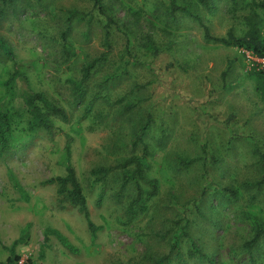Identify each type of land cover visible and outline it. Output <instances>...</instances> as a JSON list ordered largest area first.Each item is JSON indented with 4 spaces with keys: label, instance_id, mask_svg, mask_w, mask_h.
<instances>
[{
    "label": "rangeland",
    "instance_id": "374dc122",
    "mask_svg": "<svg viewBox=\"0 0 264 264\" xmlns=\"http://www.w3.org/2000/svg\"><path fill=\"white\" fill-rule=\"evenodd\" d=\"M174 1L215 36L241 33L251 2L209 0L208 10L196 0ZM102 2L117 24L109 49L105 19L89 0H0V39L16 62L0 49V107L14 111L11 145L0 152V261L26 232L13 246L17 263L153 264L168 256L165 264H264V237L253 261L243 250L251 216L264 222V185L252 184L260 179L253 150L264 151V102L248 75L264 58L205 40L197 20L169 13V0ZM103 53L81 81L85 64ZM28 92L43 93L68 120L53 117L50 130H28ZM143 125L144 173L156 193L125 224L132 180L121 190L122 169L102 179L93 170L141 156L135 132ZM67 147L98 227L94 237L82 213L69 203L60 207L56 185L45 183L64 175ZM181 157L201 160L184 166ZM142 188L151 190L146 182ZM47 228L75 250L51 233L45 241Z\"/></svg>",
    "mask_w": 264,
    "mask_h": 264
},
{
    "label": "trees",
    "instance_id": "16d2710c",
    "mask_svg": "<svg viewBox=\"0 0 264 264\" xmlns=\"http://www.w3.org/2000/svg\"><path fill=\"white\" fill-rule=\"evenodd\" d=\"M3 3L12 2L13 0H1ZM92 3L94 10L98 12L105 20L102 25L103 35H104V45L107 49L110 48V39L112 35L111 27L113 25L117 26L114 16L111 14L106 5L102 0H89ZM198 5L210 10L212 9V4L209 0H196ZM169 13H181L189 18H193L198 21L203 29V37L205 40L218 43L224 46L236 47L239 49L246 50L251 54L264 58V0H251L249 6V12L245 14L242 18L244 29L241 33L236 34L233 29H229L223 36L212 35L209 28L202 22L201 18L196 15L187 5L178 4L174 0H169ZM2 12V11H0ZM75 12H71V15H75ZM70 26V23L69 25ZM69 28V27H68ZM66 35V32L63 36ZM149 43L152 44L149 39ZM65 54L70 55V50L68 49V43L64 40L63 43ZM0 49L4 54L8 55L13 63L16 65L14 55L11 48L5 44L0 39ZM154 51H157L155 46L152 47ZM106 53L101 56L94 58L93 60L87 62L82 68V78L81 81H85L89 78L92 70L96 64L104 58ZM248 75L251 77L254 85L255 91L259 94L261 100L264 102V67H258V64L251 66ZM14 76H11L5 81V87L10 90L13 86ZM79 85L77 86V88ZM80 88V87H79ZM78 88V89H79ZM81 98V97H80ZM79 98V99H80ZM78 99V101H79ZM25 112L29 115L30 119L28 130L33 129H45L50 130L52 128L53 117H58L63 121L68 120V113L63 107L48 100L45 95L41 92H28L24 96ZM14 111L0 107V152L10 147V139L14 129L12 117ZM146 126L143 125L137 129L135 132L136 142H140L143 148L141 156H131L125 158L122 162H119L113 166L109 167H99L93 170L94 175H98L100 179L104 178L110 171L115 168H120L123 170V182L121 184V190L125 189L129 180H132L134 185L133 198L129 202L125 211V224L132 222L144 209L145 203L156 193V183L153 179H148L144 173L143 160L146 157L148 151L145 144H142V133H144ZM135 142V143H136ZM254 156L257 158V163L260 170V179L253 182L252 184L256 187H261L264 185V151L258 146L254 147ZM201 160V158H179L181 165L187 166L195 162L196 160ZM65 173L64 175L49 178L45 183L56 185L57 202L60 207H63L64 203H69L70 205L76 207L80 213H82L87 227L90 231L92 237L96 235L98 227L93 223L90 218L86 197L83 193L82 187L79 180L77 179L75 169L70 161V150L66 149V155L64 160ZM132 168V170H131ZM126 172V173H125ZM97 177V178H98ZM98 178V179H99ZM149 183L151 190L145 192L142 188V183ZM229 195L237 197V191L232 188H227ZM254 219V220H253ZM252 223V234L248 240L243 244V250L249 255L248 260L253 261L255 259V252L259 246L260 239L264 237V222L260 221L256 215L251 216ZM54 234L61 241L68 250L74 251L75 246L71 244L59 231L51 228L45 230V241L48 240L49 234ZM27 236L26 232L18 238L12 246L8 249L9 254L5 260L0 261V264H16L19 256L15 254L13 246L20 240H23ZM180 238L179 234H174V244L177 247V242ZM191 251L194 253L196 250L195 245L192 246ZM168 260V256L158 257L153 264H165ZM214 264V263H213Z\"/></svg>",
    "mask_w": 264,
    "mask_h": 264
},
{
    "label": "built area",
    "instance_id": "2783aa9c",
    "mask_svg": "<svg viewBox=\"0 0 264 264\" xmlns=\"http://www.w3.org/2000/svg\"><path fill=\"white\" fill-rule=\"evenodd\" d=\"M17 264H23V261H19Z\"/></svg>",
    "mask_w": 264,
    "mask_h": 264
}]
</instances>
